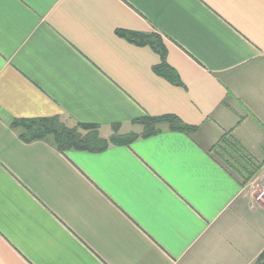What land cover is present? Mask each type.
I'll use <instances>...</instances> for the list:
<instances>
[{
	"label": "crops",
	"instance_id": "obj_1",
	"mask_svg": "<svg viewBox=\"0 0 264 264\" xmlns=\"http://www.w3.org/2000/svg\"><path fill=\"white\" fill-rule=\"evenodd\" d=\"M122 33L158 37L182 86ZM163 116L196 130L95 153L10 128ZM263 161L264 0H0V264H252Z\"/></svg>",
	"mask_w": 264,
	"mask_h": 264
},
{
	"label": "trees",
	"instance_id": "obj_2",
	"mask_svg": "<svg viewBox=\"0 0 264 264\" xmlns=\"http://www.w3.org/2000/svg\"><path fill=\"white\" fill-rule=\"evenodd\" d=\"M120 36L136 46L149 47L152 51L158 54L160 57V64L154 68V71L173 85L182 86L176 73L166 63L165 50L158 37L137 33H122ZM133 123L142 126L143 130L141 134L138 135L131 133L120 135L118 134V127L114 126L113 134L108 139L99 136L98 126L77 123L72 127H68L60 121L59 118H40L27 121H15L11 124L10 128L17 130L19 132V138L26 143L33 141H47L60 152L83 151L95 153L102 152L111 145H127L138 138L154 136L160 132L159 126L161 124H167L169 129L173 132L184 134H191L196 130L195 127L184 125L175 116L155 118L145 117L133 121ZM224 137L221 139L222 141H226ZM230 149V152L234 156H238L239 152L237 150L233 148ZM231 155H226L228 161H225V163L228 165L229 160L231 161L232 159ZM258 169L259 168L255 169L254 172L247 177V180H250ZM252 264H264V249Z\"/></svg>",
	"mask_w": 264,
	"mask_h": 264
},
{
	"label": "rangeland",
	"instance_id": "obj_3",
	"mask_svg": "<svg viewBox=\"0 0 264 264\" xmlns=\"http://www.w3.org/2000/svg\"><path fill=\"white\" fill-rule=\"evenodd\" d=\"M66 125V124H65ZM67 126V125H66ZM68 127H72V126H68ZM99 136L101 137V138H104V139H108L109 137H104V136H102L101 134H100V132H99ZM235 174V173H234ZM236 176H238V173H237V175ZM240 177V176H239ZM240 178H242V180H246V178H247V173L243 176H241ZM263 179V176H260V181ZM258 182L259 181H257V182H255V185L254 186H256L257 184H258ZM262 183V182H261ZM262 185V184H261ZM263 186V185H262ZM264 200V196L261 198V200L260 201H263Z\"/></svg>",
	"mask_w": 264,
	"mask_h": 264
},
{
	"label": "built area",
	"instance_id": "obj_4",
	"mask_svg": "<svg viewBox=\"0 0 264 264\" xmlns=\"http://www.w3.org/2000/svg\"><path fill=\"white\" fill-rule=\"evenodd\" d=\"M264 196V191H260L257 195H256V197H255V200L257 201V202H260V200H261V198Z\"/></svg>",
	"mask_w": 264,
	"mask_h": 264
}]
</instances>
